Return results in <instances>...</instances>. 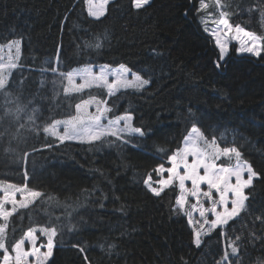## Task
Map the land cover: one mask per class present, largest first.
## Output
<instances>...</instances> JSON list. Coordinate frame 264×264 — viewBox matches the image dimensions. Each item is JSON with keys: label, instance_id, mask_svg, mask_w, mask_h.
Returning a JSON list of instances; mask_svg holds the SVG:
<instances>
[{"label": "trees", "instance_id": "1", "mask_svg": "<svg viewBox=\"0 0 264 264\" xmlns=\"http://www.w3.org/2000/svg\"><path fill=\"white\" fill-rule=\"evenodd\" d=\"M214 1L205 0L209 8L198 13L200 0H151L141 10L130 0H111L97 19L89 16L86 0H0V46L21 41L9 90L34 101L37 124L67 119L76 114V103L95 96L107 101L111 116L127 113L146 133L128 143L114 137L60 142L42 130L25 129L14 138L18 125L0 121V131L9 130L0 137V181L27 183L44 194L11 218L10 238L19 239L30 227L62 225L46 264H85V255L88 264H206L212 250L220 257L219 244L226 242L219 231L205 236L200 248L192 244L187 216L174 210L178 188L155 197L143 183L150 173L158 179L154 169L165 165L195 126L221 147H237L260 173L248 190L247 210L225 230L231 239L242 237L234 262L264 258V224L256 219L264 215V54L254 59L231 49L218 61L200 23L207 14L219 15ZM221 2L228 3L223 10L233 28L264 36L259 11H249L264 0ZM96 42L102 47L87 46ZM57 58L60 71L124 65L149 84L111 97L96 88L66 97L67 81L61 83L49 68ZM24 152L32 153L26 163ZM44 243L40 237L37 244Z\"/></svg>", "mask_w": 264, "mask_h": 264}, {"label": "snow or ice", "instance_id": "2", "mask_svg": "<svg viewBox=\"0 0 264 264\" xmlns=\"http://www.w3.org/2000/svg\"><path fill=\"white\" fill-rule=\"evenodd\" d=\"M87 2L91 5L92 0H87ZM108 3L109 0H98L97 5L89 7V16L97 19L104 16L105 6ZM149 3L150 0H130L131 7L136 10L143 9ZM209 6L205 0H200L197 12L200 13ZM215 6L219 10L218 23L231 31L233 26L229 23L230 13L221 10L227 6L223 5L221 0H215ZM249 11H259L261 23L264 24V6H254ZM235 29L237 33H243L247 38L244 44L237 48L238 53L246 52L256 57L264 54V36L246 31L240 25H236ZM205 30H208L207 25ZM211 35L215 37L217 47L220 50L218 61H223L228 46L226 43L221 42L216 30H213ZM87 46L99 49L102 44L96 42L87 44ZM8 48L10 50L15 48L16 56L13 59L10 55L6 63L0 62V99L3 101V103H0V121H9L10 127L12 124L18 125L15 129L14 138H18L20 132L25 129L37 134L42 130L45 135L54 137L60 142L78 139L81 142L90 144L101 141L102 138L110 137L128 143L132 137H144L146 135L141 127L133 126L131 115L125 113L111 116L112 108L107 106V101L97 99L95 96L76 103V114L70 115L67 119L49 118L50 123L37 124V120L40 119V109L33 106L34 101L25 100L22 95L13 94L9 90L12 70L18 67L16 61L20 56L21 41L19 39L11 41ZM217 67H219V62ZM49 68L52 75L57 77L61 83L67 81L63 86L66 97L92 88L106 89L107 95L111 97L120 89L133 88L141 90L149 84L148 79H144L124 65H120L115 72H112L107 65L101 66L98 72H94L93 68L89 66L64 72L60 71L59 58H57V66H51L49 62ZM129 73H131V79H128ZM109 75L113 77L111 81ZM77 77L79 83H77ZM56 83L57 80L54 79L53 85L55 86ZM91 104L96 107L95 113L87 111V106ZM61 127L62 132L60 131ZM8 131V129L0 131V137L8 134ZM44 146L52 147L51 144ZM5 151H12V149L8 148ZM35 151L37 149H33V152ZM161 151H164V149H161ZM31 154L30 152L22 154L25 163ZM225 160L227 164H225ZM168 161L171 167L165 168L161 164L154 169L157 176H161L162 173L166 172V178L153 181L150 173L148 178L144 179L143 183L147 190L153 196L161 197L166 189L178 188L179 195L176 196L175 201L177 208L174 210L187 216L188 224L192 228V244L200 248L205 236L219 231L220 237L226 243L215 264H240L239 259L234 262L233 258L239 255V242L242 237L237 235L234 239H231L225 229L230 221H234L242 212L247 210V202L250 200L248 190L253 188L254 182L261 178L260 173L250 163L242 159L241 152L237 147H221L215 137L209 140L195 126L191 129L189 135L184 137L183 147L178 146L176 151L168 156ZM24 178L27 181L28 172L26 169ZM186 182H190V187L186 186ZM202 185L206 186V190L202 189ZM0 193H2L0 195V264H46L48 258L53 254L55 238L61 234L62 225L30 227L23 232L19 239L10 238L8 235L11 218L18 215L19 210L28 209L44 194L29 188L27 183L18 185L5 181H0ZM17 194H19V199H17ZM189 198H192L195 202L190 204ZM193 213H198L199 218L194 219ZM256 219L264 224V215L257 216ZM72 227V225H69V231L72 230ZM13 231L15 230L13 229ZM251 235L254 239L257 238L254 233ZM40 237H46V243L37 246ZM26 244L29 247L26 248ZM72 247L78 248L81 253L86 251L84 247L76 244H73ZM114 247L115 245H109V249ZM41 248H46V251L42 252ZM181 259L183 260V258ZM84 260L85 264H88L86 255ZM184 264H187V262L185 261ZM255 264H264V258H258Z\"/></svg>", "mask_w": 264, "mask_h": 264}, {"label": "rangeland", "instance_id": "3", "mask_svg": "<svg viewBox=\"0 0 264 264\" xmlns=\"http://www.w3.org/2000/svg\"><path fill=\"white\" fill-rule=\"evenodd\" d=\"M93 1L95 4H98V0H92V4H93ZM151 1V0H150ZM215 2V1H214ZM86 3L87 5L89 4L86 0ZM222 3V2H221ZM223 4V3H222ZM226 5L228 4L227 2L225 3ZM199 8V6H198ZM227 7H224L223 9H227ZM222 9V10H223ZM217 14H219V10L217 9ZM219 21V15L216 16V15H206V17H204L200 23L201 25L203 26L204 30H205V27L207 25V31L205 30V33L207 36L210 37L212 43L214 44L215 48L217 49L218 51V57H219V48L217 47V44H216V39L213 35H211V32L213 30H216L217 34L220 36V39H221V42L222 43H226L227 46H228V50H227V53H226V56H225V59L227 58L228 56V53L231 49H233L235 51V53L238 55V56H248V57H252L254 59H256L257 57L256 56H253L251 55L250 53H246V52H240L238 53L237 52V48L241 47L245 40L247 39L243 33H237L236 32V29L232 27L231 31H229L228 29H226L223 25L219 24L218 23ZM0 49H2V51H0V62H7L8 59H9V56L11 55L13 59H15V56H16V51H15V48H12L11 50L8 48V44L7 45H4V46H0ZM224 59V60H225ZM19 60V59H18ZM17 60V61H18ZM223 60V61H224ZM16 61V62H17ZM223 61H220V62H223ZM120 67V66H119ZM119 67H116V68H110L112 72H115ZM93 68V71L94 72H98L100 70L101 67H92ZM113 77L111 75H109V80L111 81ZM128 79H131V73H129L128 75ZM79 78L77 77V83H79ZM106 90V89H104ZM126 90H136V89H133V88H127V89H120L119 92L121 91H126ZM107 91V90H106ZM87 111L89 113H95L96 111V107L94 104H91V105H88L87 106ZM106 123V121H104ZM60 131L62 132V127L60 129ZM191 131V130H190ZM189 131V132H190ZM189 132L186 136L189 135ZM185 136V137H186ZM72 140H76V141H80L78 139H72ZM183 144H184V140L182 142V147H183ZM165 168H168V167H171V164L169 163V161L167 160L165 165H164ZM157 176V174H156ZM158 179L160 178H166L167 177V173H162L161 176H157ZM157 179V180H158ZM155 181V180H153ZM186 186H189L190 187V182H186ZM202 189L206 190V186L205 185H202ZM0 195H2V193H0ZM17 199H19V194H17ZM195 201L192 199V198H189V203H194ZM207 206V205H205ZM7 207H10V206H7ZM177 208V206H176ZM193 218L194 219H198L199 218V215L198 213H193ZM192 229V228H191ZM40 244H37V246H39ZM220 246V250L219 251H223L224 247H225V244H223V242H220L219 244ZM217 246V247H219ZM29 247V245L26 244V248ZM209 248H211V245H209ZM41 251H46V248H41ZM215 251L212 250V253H210V256L208 257V260L206 261V264H210L211 262L215 261L218 257H219V254L218 252H216V254H214ZM50 258V257H49ZM48 258V259H49ZM31 259V258H30ZM256 262V260H255Z\"/></svg>", "mask_w": 264, "mask_h": 264}, {"label": "crops", "instance_id": "4", "mask_svg": "<svg viewBox=\"0 0 264 264\" xmlns=\"http://www.w3.org/2000/svg\"><path fill=\"white\" fill-rule=\"evenodd\" d=\"M109 1H111V0H109ZM94 5H97V4L94 3V1H93V4H92V3H91V5L88 4V5H87V11H88V9H89L90 6H94ZM91 17H93V16H91ZM93 18H95V17H93Z\"/></svg>", "mask_w": 264, "mask_h": 264}]
</instances>
